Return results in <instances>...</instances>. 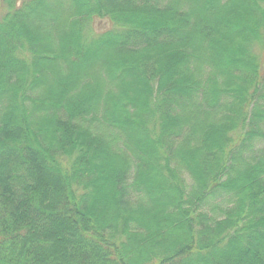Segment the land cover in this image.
Listing matches in <instances>:
<instances>
[{
	"label": "trees",
	"instance_id": "1",
	"mask_svg": "<svg viewBox=\"0 0 264 264\" xmlns=\"http://www.w3.org/2000/svg\"><path fill=\"white\" fill-rule=\"evenodd\" d=\"M0 264H264V0H0Z\"/></svg>",
	"mask_w": 264,
	"mask_h": 264
},
{
	"label": "rangeland",
	"instance_id": "2",
	"mask_svg": "<svg viewBox=\"0 0 264 264\" xmlns=\"http://www.w3.org/2000/svg\"><path fill=\"white\" fill-rule=\"evenodd\" d=\"M110 26H111V25H110L109 23L107 24L106 21L96 22V23H94V24L92 25L94 31L96 30V31H98V32L103 31V30H100V29H102V28H109Z\"/></svg>",
	"mask_w": 264,
	"mask_h": 264
}]
</instances>
